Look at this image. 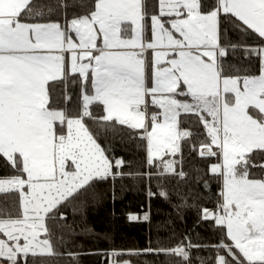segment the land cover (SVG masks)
<instances>
[{"label": "snow or ice", "instance_id": "1", "mask_svg": "<svg viewBox=\"0 0 264 264\" xmlns=\"http://www.w3.org/2000/svg\"><path fill=\"white\" fill-rule=\"evenodd\" d=\"M125 126L140 171L99 142ZM182 142L210 164L197 178L214 208L203 192L176 207L197 209L215 242L171 218L153 241L149 203L128 213L149 223L146 246L70 250L93 231L75 213L100 185L114 198L116 177H147L149 197L170 200ZM0 158V264H264V0H0Z\"/></svg>", "mask_w": 264, "mask_h": 264}, {"label": "trees", "instance_id": "2", "mask_svg": "<svg viewBox=\"0 0 264 264\" xmlns=\"http://www.w3.org/2000/svg\"><path fill=\"white\" fill-rule=\"evenodd\" d=\"M183 115V114H182ZM187 122V126L195 129V119H189L188 116H183ZM102 131V130H101ZM128 129L125 126L123 131H118L115 134L108 133V139L104 135L100 136L99 142L104 146L111 142L113 151L116 155L122 156L128 160L133 161L132 169L140 171V165L143 161V151L133 146L131 141L124 142L121 137H127ZM183 153V169L187 173L184 178L174 177L166 185L170 191V200L161 196L149 197L148 187L149 182L147 177L142 180L136 176L127 175L123 178L116 177L114 182L115 197L113 198V183L102 184L97 188L98 196L95 199L90 198L86 207L82 212L75 213L77 221L83 215L87 225L93 230L88 234H81L77 239L85 244L84 249L72 248L73 252L85 253L89 247H97L107 249L110 246L124 249L142 248L148 244L150 236V225L147 221L137 220L131 221L128 219V213H136L142 215L149 210V203L151 204V216L153 226L151 227V239L156 240L157 229L154 227L156 222L167 221L169 218L173 220L178 230L191 231L194 240L196 234L199 233V243L207 244L215 242V234L212 227L205 223H197L199 216L197 209L192 207L177 208L176 205L181 203V197L188 196L189 202L193 195L205 193V197L199 201L200 204L209 208H214V202L207 197V190L204 189L203 183L198 180L199 175H212L210 172V164L207 158L199 155L198 146L195 150H189V145L185 142ZM180 157V154H179ZM179 160V159H178ZM214 162V161H213ZM3 158H0V174L3 173ZM178 164L177 170L179 171ZM147 171V167L143 169ZM213 193L218 191L215 182L211 185ZM153 192L158 191L156 181L151 182ZM79 207V206H77ZM69 218L73 216L72 207L64 209ZM161 237L168 235L166 228L159 230ZM201 255L206 259L210 257V253L205 248L201 251ZM81 264H107V257L103 254L97 256L92 254H81L79 257ZM133 261H139V264H144V261L153 260V257H126ZM69 257H64L60 264H70ZM195 264H199L196 259Z\"/></svg>", "mask_w": 264, "mask_h": 264}, {"label": "rangeland", "instance_id": "3", "mask_svg": "<svg viewBox=\"0 0 264 264\" xmlns=\"http://www.w3.org/2000/svg\"><path fill=\"white\" fill-rule=\"evenodd\" d=\"M177 159H179V153L177 154V157H176ZM178 166V165H177Z\"/></svg>", "mask_w": 264, "mask_h": 264}]
</instances>
